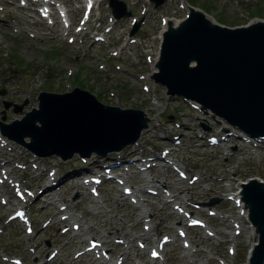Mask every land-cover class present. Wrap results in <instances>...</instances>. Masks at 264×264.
I'll return each mask as SVG.
<instances>
[{"label": "rangeland", "instance_id": "1", "mask_svg": "<svg viewBox=\"0 0 264 264\" xmlns=\"http://www.w3.org/2000/svg\"><path fill=\"white\" fill-rule=\"evenodd\" d=\"M123 1L130 6L129 0ZM64 2L68 4L70 10H74L79 3L78 0H64ZM178 2L180 3L181 0ZM186 2L190 5L195 2L194 7L200 9L203 0H186ZM206 3L210 5V0H206ZM138 4L130 8L134 16L139 15L142 4L148 7L147 16L143 15L147 23L142 26L141 31L137 34V38L140 40L139 44L124 49V55L115 60L109 59V52L115 47V51H117L121 47L125 48L130 45L127 40H123V37L126 39L129 36L132 26H130L131 18L118 22L120 31L117 30L111 38L112 41H115L116 38L117 42L109 47L99 44L89 46L90 41L87 46L78 47L77 42L74 45L62 42L59 37L60 33L51 39L48 28L34 24L39 22L36 14L31 13L33 18L28 17L24 10L17 9V2L12 4L13 7L7 11V6L4 7L3 11L0 12V91H4V94L0 95V120L4 116V122L9 123L14 119L21 118L24 112L36 107L35 98L40 91L64 93L75 87L93 94L98 101L105 105L142 110L159 120L160 123L151 126L150 131L144 134L141 143L150 145L151 147H147L149 150L162 149L169 144V140L164 139L166 136L171 137L174 133H180L184 136L183 142L180 147H176L175 154L172 156H177L180 164L186 168L188 177L191 175L199 176V181L195 185H189L187 181L179 180L169 169H162L158 171L159 176L156 181L165 186H170L174 191L185 192L182 197L190 195L194 200L201 203H207L211 199L218 198L219 202L213 208L233 217L236 210L233 204H230L225 198L227 194L235 191L239 182L245 179L256 177L264 180V143L259 148H253L250 145L243 146L238 141H232L226 145V147L230 145L229 148H207L205 140H201L197 136L201 130L199 124L209 128L206 136L220 133V126H225L227 131L236 129L227 125L221 118L213 119L209 115L184 108L180 103L179 105L176 102H168L163 91L152 82L138 81L136 78L138 74H146L152 70L146 57L150 56L154 60L157 56V42L153 39L158 36L156 30L161 28L159 17L166 16L168 19L176 21L184 18L186 12L177 10L176 0H168L165 5L156 10L149 5L148 0H139ZM245 6L249 7L246 11ZM208 10L210 16L224 26H241L252 21L254 16L264 19V0H247L246 3L241 0H228L226 3L223 0H212ZM175 11L176 14H174ZM108 14L109 12L103 7L100 8V12H94L95 16L102 17V26L105 25V18ZM71 20L76 24L78 15L72 17ZM41 24L45 25L44 23ZM3 25H6L7 28ZM97 25L95 23L94 26ZM57 31H60L59 27ZM29 32L35 33L37 38L32 39L27 34ZM119 34H122L123 37ZM26 63L30 65L26 66ZM4 70H6L8 77L1 79ZM68 70L73 71L71 76L67 75ZM76 73L81 76L79 82L77 78L73 79ZM9 77L12 79L8 80ZM143 85L149 87V93L143 92ZM10 88L14 89L13 93ZM25 101L27 104L23 107L22 112L15 114L13 104L23 105ZM4 103H10L11 106L5 109ZM176 122L181 127L180 131L176 129ZM217 123H220V126ZM142 126L143 124L137 126L136 130ZM235 142L239 143L240 146L237 147ZM10 144L12 145V143ZM15 146L12 145L11 147ZM16 147L12 152L0 149V161L12 160L13 162L25 163L27 174L24 179L30 184H34L35 181L38 182L41 178V183L48 185L45 174L40 177L42 173L39 170L34 171L33 163L36 166L40 164L41 167H47V169L54 165L56 169L55 178L57 181H63L58 185L59 190H54L51 193L53 194L52 197L56 203H67L68 212L75 210L73 216L77 217L84 214L81 230L83 237L70 241V235L59 236L56 230L64 223H60L58 226L55 224L60 213L55 206L45 207V204H41L38 200L30 210L34 222L33 233L28 236L23 232L21 226L10 224L0 236V255L20 256L25 264H34V258H37L38 262L45 263L46 255L51 249L56 248L59 250L58 255L46 264H71L72 254L86 244L85 238L87 237H100L110 246L113 245L112 237H123L132 246L135 245L134 237L139 236L142 232L140 217H138L140 211L135 209V205L129 203L123 196L120 197L121 195L116 190L117 186H111L108 183L103 185L101 199L102 196L106 198L105 204L97 205L93 200L87 199L89 196L80 187L78 178L82 177L85 171L84 168H81L76 156L67 162H61L55 157L37 162L33 160L31 154L18 148V146ZM232 147L236 150H230ZM125 152L130 155L136 154L137 151L133 147H128ZM92 156L93 159L96 158V156ZM9 167L13 169V164H10ZM13 172L17 177L22 175V172L15 170ZM147 175H151V172H147ZM24 179L22 180L24 181ZM36 189L37 187L34 186V190ZM75 194L78 195V199L72 201ZM148 203L152 208V232L161 233L162 230L173 232V225L178 222V218L172 213L170 206L166 207L163 204L162 196H147ZM8 208V206H0V226L9 213ZM53 216L54 221L50 226L44 230L40 229L41 222ZM159 219H162L166 224H158ZM206 220L217 229L219 238L223 242L216 252L213 246L216 244L215 240L205 238L200 230H196L193 244L198 246L199 252L197 251L191 260L181 259L180 256L186 255V252H183L176 243L171 244L165 250L167 264H203L204 262L201 260L204 261L207 256L203 250L227 258L225 248L228 243L224 233L231 232L229 229L231 226L225 220ZM250 240L251 237H247L246 234L237 238L236 245L239 258L243 257V253L247 249L246 243ZM47 241L49 246L46 245ZM30 248H34V252L31 253ZM121 251H124L123 247H115L114 256ZM137 253L139 254L135 257L134 254L131 255L132 260L144 256L142 251ZM82 258L90 260L89 256ZM132 260L130 264H133ZM234 261L238 264H245V262L238 261L236 257ZM0 264L8 263L0 260Z\"/></svg>", "mask_w": 264, "mask_h": 264}, {"label": "water", "instance_id": "2", "mask_svg": "<svg viewBox=\"0 0 264 264\" xmlns=\"http://www.w3.org/2000/svg\"><path fill=\"white\" fill-rule=\"evenodd\" d=\"M191 61L197 63L193 69ZM157 69L155 80L171 94L197 101L254 137L264 136V23L226 30L208 25L200 15L192 16L164 35ZM38 101V110L21 121L0 124V129L7 138L43 156L69 159L76 152L87 157L93 151L120 150L147 127L141 112L104 107L77 89L64 95L41 93ZM125 114L143 118L141 130L121 132L114 121ZM25 137L31 138V145L24 144ZM38 145L46 151L40 152ZM242 200L259 232L250 262L264 264V185L249 182L243 187Z\"/></svg>", "mask_w": 264, "mask_h": 264}, {"label": "bare ground", "instance_id": "3", "mask_svg": "<svg viewBox=\"0 0 264 264\" xmlns=\"http://www.w3.org/2000/svg\"><path fill=\"white\" fill-rule=\"evenodd\" d=\"M185 7H186V10L190 9L188 5H186ZM173 25H175V23H173L172 26ZM166 26L167 25H165V27L162 29V32L165 30ZM162 32H161V34H162ZM159 37H161V35ZM159 37H157V39L160 41ZM114 122L116 123L117 127L119 128V130L121 132L133 133V132H137V131L141 130V129L136 130V127L139 126L140 124L144 123L145 120L143 118L136 117L134 115L125 114V115L117 118L116 121H114ZM145 123L147 124V122H145ZM236 189L238 190L239 186ZM235 194H236V196L239 195L238 193H235Z\"/></svg>", "mask_w": 264, "mask_h": 264}, {"label": "snow or ice", "instance_id": "4", "mask_svg": "<svg viewBox=\"0 0 264 264\" xmlns=\"http://www.w3.org/2000/svg\"><path fill=\"white\" fill-rule=\"evenodd\" d=\"M156 255V253L155 252H153V256H155Z\"/></svg>", "mask_w": 264, "mask_h": 264}]
</instances>
